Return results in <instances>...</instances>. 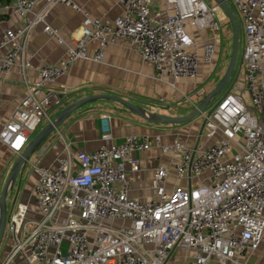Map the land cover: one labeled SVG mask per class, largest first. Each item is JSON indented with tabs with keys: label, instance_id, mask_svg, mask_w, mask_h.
Segmentation results:
<instances>
[{
	"label": "built area",
	"instance_id": "1",
	"mask_svg": "<svg viewBox=\"0 0 264 264\" xmlns=\"http://www.w3.org/2000/svg\"><path fill=\"white\" fill-rule=\"evenodd\" d=\"M41 1L48 9L57 3L78 9L73 0H16L7 5L0 2V15L13 9L25 17ZM158 1H164L165 7L155 8ZM227 1L242 34V64L236 77L211 112L198 115L203 130L195 145L177 139L161 143L156 138L162 153L177 156L175 175L185 184L168 189L169 171L159 166L152 195L143 200L131 196L128 171L141 167L134 153L150 149L152 139L130 134L113 143L109 117L104 116L101 143L95 151H74L66 144L56 166L33 163L39 217L28 219V205L17 204L5 228L12 247L1 264H14L20 258L23 264H167L179 249L192 251L182 264L261 261L264 0ZM119 2L126 11L111 23L85 13L80 37L70 40L68 57L41 65L34 83L28 74L32 67L28 38L44 16L38 13L23 28L2 33L0 47L7 51L0 57V74L18 66L27 90L7 121H0V145L20 155L40 125L50 120L49 109L68 93L65 87L49 85L79 59L102 62L108 45L131 44L153 65L157 79L173 85L198 77L201 64L215 61L222 37L216 6L204 0ZM44 29L65 42L57 28L45 22ZM202 31L211 36L202 37ZM92 41L98 42V48L89 57L86 48ZM194 93L201 96L204 91ZM192 96L185 95L177 105L187 102L197 107ZM202 137L210 144L200 142Z\"/></svg>",
	"mask_w": 264,
	"mask_h": 264
},
{
	"label": "crops",
	"instance_id": "2",
	"mask_svg": "<svg viewBox=\"0 0 264 264\" xmlns=\"http://www.w3.org/2000/svg\"><path fill=\"white\" fill-rule=\"evenodd\" d=\"M15 1L13 0L8 4H12ZM73 2L78 6V9L63 3H57L48 9L44 7L45 3L41 1L35 6L34 12L27 14L25 17L18 16L13 9L0 15V38L6 29L17 30L23 28L36 14L39 13L44 16V21L34 25L28 38L27 54L30 55L32 63L28 74L32 83L38 80L37 69L41 65L56 64L61 59L68 57L70 40L71 38L80 37L85 13L100 17L104 21L111 23L117 16L122 15L126 11L119 0H73ZM164 7V1H158L155 4L157 9ZM45 22L57 28L65 42L61 43L57 37L48 34L44 29ZM200 35L208 38L211 33L202 31ZM199 39L200 36L197 40L198 44L202 45ZM222 45L223 40L221 37L215 61L213 64H201L198 77L184 79L174 85L157 79L153 65L144 61L131 44L125 42L108 45L104 49L102 62L92 59H79L63 75L57 78L53 84L49 85L53 88L65 87L68 93L63 96L59 103L54 104L49 109L48 117L50 120L55 118L71 103L95 93H109L121 96L145 109L165 115L180 116L188 114L192 111L193 104L187 102L181 105V107L185 105L184 107L188 110L184 113H168L167 109L181 108L177 105V101L182 100L188 94L193 95V103L198 105L218 85L222 75L225 73H222L218 80H214L221 62ZM97 48V41L89 43L86 48L87 55L89 57L93 56ZM6 51L7 48L0 47V57L5 55ZM236 75L237 70L232 75L230 82L234 80ZM171 82L173 81L171 80ZM240 82L243 83V81ZM211 84L214 85L211 86ZM229 84L221 94L215 97L209 108L205 110H209L215 105ZM26 90L24 78L18 66L13 67L6 74H0L1 122L7 121L11 116L17 104L26 94ZM198 90H203L204 94L201 96L195 95L194 92ZM59 104L61 106L58 107ZM104 116L109 117V126L113 136L111 141L113 143H121L130 134H146L152 139L150 149L134 153L141 167L136 172L128 171L131 181V196L143 200L152 195V179L156 168L159 166H164L169 171L166 180L168 189H172L176 185L185 184V181L177 179L175 175L174 161L177 156L171 153H162L156 138L160 137L161 143H170L177 139L186 141L189 145H195L199 141L198 134L203 130L199 117L196 116L187 122L179 124L150 123L140 115L125 108L122 104L110 100L93 101L76 109L43 141L38 148L39 152L36 162L39 160L45 166H56V158L64 152L66 144H69L74 151H95L101 143ZM49 121L45 120L38 130L40 131ZM38 130L37 132H39ZM200 142L209 145L211 140L202 137ZM18 156L6 146L0 145V178L2 176H4V179L6 178L14 163V159ZM31 164L33 166V163ZM37 177L36 171H33V173L30 171L26 174L23 171L21 179L16 182L15 187L10 191L16 196L10 209L9 199L7 198L8 219L20 202L28 205V219L39 217L38 207L33 196V186ZM3 185L4 181L0 180V196ZM12 243V237L6 233L0 246V264L10 251ZM181 252L185 253L184 250ZM174 256L175 251L167 264H182L192 256V251H189V255H185L182 258L176 259ZM21 261L22 259L20 258L14 264H23ZM211 264L217 263L212 262Z\"/></svg>",
	"mask_w": 264,
	"mask_h": 264
},
{
	"label": "water",
	"instance_id": "3",
	"mask_svg": "<svg viewBox=\"0 0 264 264\" xmlns=\"http://www.w3.org/2000/svg\"><path fill=\"white\" fill-rule=\"evenodd\" d=\"M216 4L219 5L227 17L230 20L232 26V52L227 69L219 81L218 85L208 94L206 97L193 108L192 111L185 115H165L157 111H152L145 109L135 103L117 95L109 93H95L71 103L65 107L55 118L51 119L28 143L24 151L14 159V163L4 179V176L0 180L4 181L2 188V193L0 196V246L3 242L5 236V228L8 219V203L7 198L15 187L18 180L21 179L24 169L29 162L30 156L41 146L43 141L50 136L60 125L63 123L76 109L79 107L98 100H110L122 104L125 108L129 109L131 112L140 115L143 119L150 123L158 124H179L187 122L196 116H198L202 111L209 108L213 100L218 94H221L226 86L229 84L232 75L235 70H237L242 64V57L238 62V53L240 47L241 31L240 23L234 9L227 0H215ZM238 64V65H237ZM212 108L209 109V113Z\"/></svg>",
	"mask_w": 264,
	"mask_h": 264
},
{
	"label": "rangeland",
	"instance_id": "4",
	"mask_svg": "<svg viewBox=\"0 0 264 264\" xmlns=\"http://www.w3.org/2000/svg\"><path fill=\"white\" fill-rule=\"evenodd\" d=\"M208 5L215 7L214 13L215 16L220 24L221 27V34L222 36V40H223V45H222V49H221V62H220V66L218 67L217 70V74L215 76V81L218 80L219 76L222 75V73H224L227 69V65L229 63L230 57H231V52H232V26L230 23L229 18L227 17L226 13L224 12V10L216 4L215 0H204ZM240 31H241V27H240ZM241 52H242V34H241V39H240V47H239V53H238V62L241 58ZM238 65V64H237ZM223 76V75H222ZM215 84V83H214ZM214 84H211V86H213ZM61 106L60 104L58 105V107ZM185 106V105H184ZM184 106H180L181 108L177 107V108H169L167 109L168 113H173V114H177V113H184L186 111H188ZM169 125V124H166ZM39 131V130H38ZM38 133V132H37ZM38 149L30 156L29 158V162L26 165V168L24 169L25 174L27 172L34 171V168L32 166L31 163L36 162V158L38 155ZM15 195L13 194V192L9 193L8 195V203H9V209L12 207L13 203H14V199H15ZM183 249H179L175 251V258H182L185 255H189V251L190 250H184L185 253L181 252ZM1 252V249H0ZM179 252V253H178ZM180 255V256H178ZM261 256V261L258 262V264H264V251L260 254ZM254 260L250 261L249 264H254ZM256 264V263H255Z\"/></svg>",
	"mask_w": 264,
	"mask_h": 264
},
{
	"label": "trees",
	"instance_id": "5",
	"mask_svg": "<svg viewBox=\"0 0 264 264\" xmlns=\"http://www.w3.org/2000/svg\"><path fill=\"white\" fill-rule=\"evenodd\" d=\"M13 0H0L3 4H8L11 3Z\"/></svg>",
	"mask_w": 264,
	"mask_h": 264
}]
</instances>
